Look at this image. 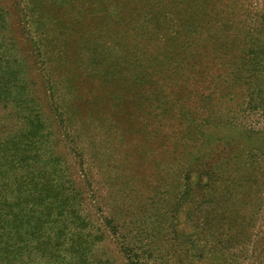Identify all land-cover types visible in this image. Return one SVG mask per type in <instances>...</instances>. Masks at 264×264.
Here are the masks:
<instances>
[{
  "label": "rangeland",
  "instance_id": "374dc122",
  "mask_svg": "<svg viewBox=\"0 0 264 264\" xmlns=\"http://www.w3.org/2000/svg\"><path fill=\"white\" fill-rule=\"evenodd\" d=\"M127 2L0 0L13 60L44 93V175L55 165L53 187L78 204L44 210V254L24 259L264 262V0L129 2L153 13L147 39Z\"/></svg>",
  "mask_w": 264,
  "mask_h": 264
},
{
  "label": "trees",
  "instance_id": "16d2710c",
  "mask_svg": "<svg viewBox=\"0 0 264 264\" xmlns=\"http://www.w3.org/2000/svg\"><path fill=\"white\" fill-rule=\"evenodd\" d=\"M132 1L134 0H128L126 4L128 20L135 21L132 33L140 34L147 39L152 36L148 31L147 20L153 13L138 12L135 6L129 7V2L131 4ZM150 1L162 3L165 0ZM172 3L171 7L177 4ZM180 8L184 10L181 6ZM183 12L185 15L189 13L187 9ZM181 25L184 31L185 24ZM11 28L7 14L0 9V187L2 188L0 194L4 191V195L0 196V264H31L28 259H24L27 253H29L28 256L34 251L38 255L44 254L42 251L44 249V210L50 213L52 208L57 206L58 218L74 213L78 204L74 202L70 204L73 199L64 195L65 188L53 187V182L58 183V179L52 177L55 165L49 167L44 175L43 130L44 124L47 123L44 118V93L39 95L37 84L27 82L24 63L18 65L13 60L16 57L13 53L14 44L11 42L13 39L8 37ZM179 29L178 26L174 28L176 31ZM157 65L161 66L162 63ZM150 95L149 98H151ZM249 95L245 102L246 109H256L258 96L252 91ZM48 99L47 105L50 102L53 106L49 104V111L55 110V101L52 102L53 99L49 96ZM59 122L62 124L60 118ZM13 123L16 124L13 125ZM251 170V172L244 171L237 177V180H240V187L247 188L251 181L248 178L251 174L256 175L258 171ZM247 173L250 174L247 175ZM238 183L239 181H236V186L239 185ZM239 226L242 234L249 235L244 229H250V225L246 228H243V224ZM64 231L65 228L55 237V239L58 236L61 238L60 244L57 242V245L55 244L52 248L54 251L57 246L55 253L63 243ZM116 231L121 233V226L117 225ZM75 237L79 238V235ZM75 242H73L75 246L71 248L72 252L83 256L84 244ZM229 263L230 260H228ZM208 264H222V260H209ZM237 264H264V262L253 259L250 263H246L245 258H240Z\"/></svg>",
  "mask_w": 264,
  "mask_h": 264
}]
</instances>
